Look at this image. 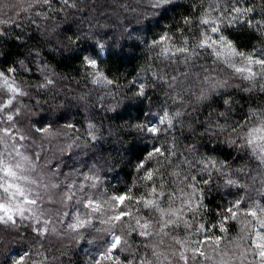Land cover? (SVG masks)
<instances>
[{
  "label": "clouds",
  "instance_id": "1",
  "mask_svg": "<svg viewBox=\"0 0 264 264\" xmlns=\"http://www.w3.org/2000/svg\"><path fill=\"white\" fill-rule=\"evenodd\" d=\"M0 264H264V0H0Z\"/></svg>",
  "mask_w": 264,
  "mask_h": 264
}]
</instances>
